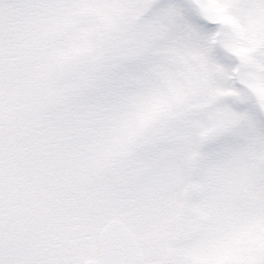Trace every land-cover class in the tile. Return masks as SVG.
<instances>
[{"label": "snow or ice", "instance_id": "1", "mask_svg": "<svg viewBox=\"0 0 264 264\" xmlns=\"http://www.w3.org/2000/svg\"><path fill=\"white\" fill-rule=\"evenodd\" d=\"M0 264H264V0H0Z\"/></svg>", "mask_w": 264, "mask_h": 264}]
</instances>
